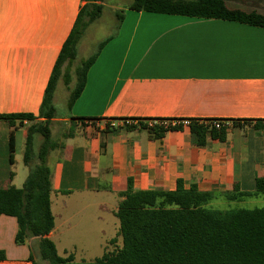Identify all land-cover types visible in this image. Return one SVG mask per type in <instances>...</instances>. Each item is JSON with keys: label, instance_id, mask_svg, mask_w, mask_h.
I'll return each mask as SVG.
<instances>
[{"label": "crops", "instance_id": "1", "mask_svg": "<svg viewBox=\"0 0 264 264\" xmlns=\"http://www.w3.org/2000/svg\"><path fill=\"white\" fill-rule=\"evenodd\" d=\"M224 1L230 8L264 13V0ZM131 2L110 7L101 2L100 17L110 14L117 22L115 31L97 48L82 91L70 106L75 68L96 52L85 58L77 56L86 45L84 36L91 23L79 39L76 60L69 65V69L73 65V74L68 84L62 77L67 64L61 68L53 93L55 116L50 123L51 136L58 145L46 159L51 211L53 198L100 191L117 194L126 189L128 179L135 190H173L180 180L184 188L194 184L204 191H252L255 178L264 177V27L221 18L134 10L129 8ZM84 3L0 0L2 188L20 187L16 181L17 152H21L24 164L31 121H10L1 116L38 113L57 56ZM57 85L68 96L63 115L56 113ZM125 118L231 123L223 141L207 138L199 145L188 126L177 125L152 138L139 126L122 128L120 120ZM105 124L120 128L107 130ZM35 136L38 143L40 135ZM218 201L220 205L252 207L263 204L264 196L229 201L219 195L214 203ZM98 208L113 215L116 209L104 203ZM52 213L54 227L47 236L53 241L58 217ZM97 219L103 220L101 216ZM62 224L69 226L66 220ZM16 231V218L0 214V251L5 256L0 264H33L28 245L15 243Z\"/></svg>", "mask_w": 264, "mask_h": 264}, {"label": "trees", "instance_id": "2", "mask_svg": "<svg viewBox=\"0 0 264 264\" xmlns=\"http://www.w3.org/2000/svg\"><path fill=\"white\" fill-rule=\"evenodd\" d=\"M84 1L57 56L38 113L1 116L10 121L15 118L31 121L23 156L28 167L27 176L20 187H0V214L13 216L17 221L15 243L28 245L33 264H38L35 252L48 264H264V205H213L219 195L229 201L264 196V177H256L254 189L244 192L204 191L194 184L184 188L180 180L173 190H135L128 179L126 189L117 192L119 202L114 215L118 219V230L109 242L114 248L91 261H75L72 253L58 254L54 242L47 236L54 227V216L50 207V168L46 159L49 151L58 145L51 136L50 123L55 116L53 93L62 74L61 68L67 64L62 77L68 84L71 78L69 65L76 58L79 39L87 25L102 13L101 2L104 0ZM129 8L221 18L264 27V13L230 8L224 0H132ZM104 43L105 40L99 43L98 50ZM97 51L82 59L75 68L76 81L69 95V106L82 91L86 71ZM137 119L136 125H123L122 128L139 126L147 129L152 138L177 128L147 126L143 120L150 118ZM79 122L84 123L82 118ZM105 127L111 131L120 128L107 124ZM188 127L199 145L207 138L223 141L226 137L227 126L224 124L215 127L192 120ZM35 135L41 137L38 143ZM9 149L12 163V135ZM4 258V252L0 251V259Z\"/></svg>", "mask_w": 264, "mask_h": 264}, {"label": "rangeland", "instance_id": "3", "mask_svg": "<svg viewBox=\"0 0 264 264\" xmlns=\"http://www.w3.org/2000/svg\"><path fill=\"white\" fill-rule=\"evenodd\" d=\"M128 0H104L106 7L123 6ZM108 12V11H107ZM110 15V14H109ZM107 13L99 17L91 23L85 32L84 40L86 45L80 50L78 58H85L98 48V43L105 40L108 35L115 31L116 20H112ZM76 60V59H75ZM72 66L70 74L72 72ZM74 81V78H73ZM56 113L63 115L67 111L66 96L67 93L63 87L57 85L56 89ZM106 126V124H105ZM117 126V125H114ZM38 138L41 139L39 136ZM23 149V147L21 148ZM19 159L16 165L17 169V185L21 186L28 173V167L22 162L21 152H17ZM18 179L20 182L18 183ZM119 197L117 194L100 191V192H85L74 194L72 196H58L53 198L52 211L57 215V230L53 236V241L56 245L58 254L65 256L69 253L74 255L75 261H91L100 257L108 249L114 248L108 241L115 236L118 230V219L112 213H106L99 210L98 205L104 203L110 208H117ZM65 205V207H64ZM214 207L220 206L213 204ZM256 206L264 205L255 204ZM61 215L59 219L58 215ZM101 216L103 220L97 219ZM62 220L69 222L62 224ZM35 260L38 264H48L38 258L35 252Z\"/></svg>", "mask_w": 264, "mask_h": 264}, {"label": "built area", "instance_id": "4", "mask_svg": "<svg viewBox=\"0 0 264 264\" xmlns=\"http://www.w3.org/2000/svg\"><path fill=\"white\" fill-rule=\"evenodd\" d=\"M120 125H136L139 121L137 118H125L120 120ZM147 126H153V125H161L163 127H171V126H177V125H184L188 126L192 120L183 118V119H166V118H150L147 120H143ZM202 122V121H198ZM203 123L211 124L215 127H218L222 124L225 126L230 125L231 121H221V120H205ZM114 123L112 124V126Z\"/></svg>", "mask_w": 264, "mask_h": 264}]
</instances>
